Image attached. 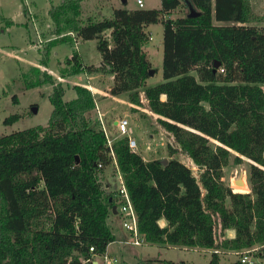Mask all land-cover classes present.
<instances>
[{"label": "trees", "instance_id": "16d2710c", "mask_svg": "<svg viewBox=\"0 0 264 264\" xmlns=\"http://www.w3.org/2000/svg\"><path fill=\"white\" fill-rule=\"evenodd\" d=\"M81 1L62 0L50 8L54 33L96 38L100 65L83 66L73 51L62 75L107 72L109 93L127 94L135 105L143 89L159 125L197 174L173 156L177 148L171 144L163 164L160 158L145 160L121 136L112 142L113 158L99 122L89 117L91 91L74 84L75 96L64 99L61 82L32 66L35 78L28 87L51 84L52 109L45 125L0 135V264H89L91 255L105 254L115 240L106 217L117 197L98 176L114 159L145 241L212 249L206 264H219L220 248L241 251L264 244V25L256 24L249 0H161L158 9L117 7L109 18L84 22L78 18ZM185 1L197 15L166 16L187 6ZM157 22L163 26L162 80L148 85L146 28ZM185 25L190 30L175 29ZM66 35L38 49L39 64L46 66L50 48ZM12 100L17 102L16 96ZM18 118L14 113L3 122ZM232 151L233 163L248 159L249 191L233 190L222 179ZM228 228L234 229L230 238ZM229 264L242 263L237 258Z\"/></svg>", "mask_w": 264, "mask_h": 264}, {"label": "rangeland", "instance_id": "374dc122", "mask_svg": "<svg viewBox=\"0 0 264 264\" xmlns=\"http://www.w3.org/2000/svg\"><path fill=\"white\" fill-rule=\"evenodd\" d=\"M61 1L0 0V135L38 124H46L52 109L48 97L52 85L45 83L28 87L27 84L28 80L35 78L31 70L32 66H38L40 70L45 69L55 82H61L65 90L64 99H71L75 96L74 84L87 87L94 99V107L90 110L89 117L91 121L97 120L99 127L102 130L104 127L109 137L113 139L121 137L112 121L114 118L117 120L120 117H125L129 120L128 134H131L136 140L135 151L144 159L166 158L169 156L167 145L171 144L177 148V152L173 156L190 166L192 171L197 174L196 166L179 149L173 136L159 125L156 119L157 115L149 109L143 89H138L140 103L135 105L128 101L127 94H120L115 97L114 95L110 97L106 95L110 94L109 88L112 83L111 74L107 72L97 70L88 73L83 70L74 74L62 75L63 69V71H68L70 68L64 61L65 57L70 56L73 51L78 52L83 66H98L101 57L96 47V38L83 40L68 30L55 35V26L50 18L49 10ZM142 2L144 8L158 9L161 7V0H142ZM249 2L252 13L258 18L256 24L258 26L264 25V0H249ZM23 7L26 11H23ZM117 7L132 9L138 5L136 0H82L78 18L81 22L88 18H109L112 15V10ZM186 12H188V8L182 4L166 16L174 19ZM215 23L218 22L215 21ZM146 30L151 38L147 40L144 48L148 52L152 69L156 70L147 78L146 84L152 85L162 80L163 26L161 22H157L147 26ZM63 34H67L69 37L50 48L46 66L39 64L41 54L38 49L42 48L47 40L58 38ZM104 34L108 36V31ZM262 86L264 87V85ZM13 96H16L17 102L12 100ZM33 106L37 108L36 111L32 110ZM106 108L115 113L110 117L107 116L109 114L107 112L103 115L102 109L105 110ZM14 113L19 114L16 121L10 124L3 122L5 117ZM101 117H103V121ZM235 155L236 153L232 151L229 163L223 167L222 179L233 190L249 191L248 159L241 157L242 162L235 164L232 162ZM115 160L106 166L98 176L103 186L107 183L109 188H114L112 193H116L114 191L118 186ZM240 173H243L247 183L246 187L232 182ZM119 201L117 197L116 205L120 203ZM109 213L106 223L112 226V228L110 227L111 230L117 234L126 233L128 235L129 233L127 238L132 240L133 236H130V231L122 224L123 215L114 214L112 210ZM229 234L233 236L234 229H226V236L231 237ZM139 236L138 234V239H140ZM118 237L120 240L123 239L121 236ZM120 240L112 241L108 246V256L115 259V264H166L160 261L163 259H171L175 264H206L212 252V249H200L198 247V249L186 246L185 249L163 247L158 244L147 243L145 240H141L138 245H133ZM218 254L219 264H229L240 256L237 251L225 248L218 249ZM94 258H96V254L91 255V260ZM99 261V264H107L104 256H101Z\"/></svg>", "mask_w": 264, "mask_h": 264}, {"label": "built area", "instance_id": "2783aa9c", "mask_svg": "<svg viewBox=\"0 0 264 264\" xmlns=\"http://www.w3.org/2000/svg\"><path fill=\"white\" fill-rule=\"evenodd\" d=\"M138 7L143 6L142 0H136ZM151 38V36H150ZM223 68L219 67L218 71L223 72ZM128 124L129 120L125 117H120L116 120L115 127L118 131V134L121 136H127L128 137V146L132 149H136V140L131 137L128 134ZM103 132L106 137V143L108 145V148L110 150V154L114 158V153L112 150V142L113 138L109 137L106 129L103 127ZM115 167L117 168V164H115ZM117 177H118V186L117 189H115L116 197L119 198V204L116 205L117 211L123 215V226L133 234L134 238L131 240L134 244H140L141 241L138 239V229H137V223H136V214L134 211V207L132 205V202L130 200L127 188L125 186L123 177L121 173L117 169ZM93 247H89V251H93ZM264 250V244L260 245H254L252 247L246 248L241 251H237L239 253V260L242 264H264V259L260 257V252ZM104 259L107 264H115V259L110 258L107 254L104 255Z\"/></svg>", "mask_w": 264, "mask_h": 264}, {"label": "crops", "instance_id": "0c3cea01", "mask_svg": "<svg viewBox=\"0 0 264 264\" xmlns=\"http://www.w3.org/2000/svg\"><path fill=\"white\" fill-rule=\"evenodd\" d=\"M175 29L177 30V31H185V30H190V26H175ZM148 53V52H147ZM110 78H112V75H110ZM106 95H108L109 97L110 96H112V95H110V94H106ZM116 95H114V97H115ZM101 107H102V104H101ZM101 110V109H100ZM109 113L107 116H112V114H114L115 112H112L111 110H108L107 108L105 109V110H103L102 109V113H103V115L105 114V113ZM153 113V112H152ZM106 116V115H105ZM104 117V116H103ZM103 117H101L102 118V121H103ZM115 123H116V118H114L113 119V121H112V124H114L115 125ZM167 132V131H166ZM167 133H169V132H167ZM131 137H132V135L131 134H129ZM172 136V135H171ZM170 156H166V158H169ZM153 159V158H152ZM146 160V159H145ZM147 160H149V159H147ZM105 188L106 189H108V191L109 190H113L114 188H109L108 187V184L107 183H105ZM114 214H119V212L117 211V209H116V212H113ZM113 214V215H114ZM109 215H110V213H108L107 214V217H106V219H108V217H109ZM111 222V221H110ZM112 223H113V221H112ZM159 224L160 225H164L165 224V220L164 219H160L159 220ZM108 225H110V224H108ZM109 227H111L112 228V226L110 225ZM113 232V231H112ZM114 233V235H115V240L114 241H118V240H120V238L118 237V236H121V237H123V239H121L120 241H126V242H129V243H131V244H133V245H138V244H134V243H132L131 242V239L130 238H127L128 236H129V233H128V235L126 234V233H119V234H117V233H115V232H113ZM228 234V233H227ZM133 236V234H131V232H130V236ZM140 235V234H139ZM229 235H231V237H232V234H229ZM225 237H227L226 236V230H225ZM133 238H134V236H133ZM139 240L141 241V240H144V238L142 237V235H140L139 236ZM230 238V237H229ZM130 239V240H129ZM146 242V241H145ZM148 243V242H147ZM109 244H110V242L107 244V247H106V250H105V254H107L108 255V246H109ZM152 244V243H151ZM159 245V244H158ZM161 246H163V247H177V248H182V249H185L186 247L185 246H172V245H161ZM195 249H198L197 247H194ZM201 249V248H200ZM105 254H103V255H96V258H94V259H92L91 260V263L92 264H99V258L101 257V256H104ZM110 255V254H109Z\"/></svg>", "mask_w": 264, "mask_h": 264}, {"label": "water", "instance_id": "95a60500", "mask_svg": "<svg viewBox=\"0 0 264 264\" xmlns=\"http://www.w3.org/2000/svg\"><path fill=\"white\" fill-rule=\"evenodd\" d=\"M125 1V0H123ZM186 4H187V8H188V13L187 15L188 16H195L198 14V12L195 10V8L192 6V4L189 2V1H185ZM219 63L218 62H215L214 65H213V70L215 71V69L218 67ZM154 70L153 69H150L149 70V74H153ZM32 110L33 111H36L37 108L35 106L32 107ZM76 161H78V157L76 156ZM160 161L165 164L166 161H167V158H160ZM234 181V184H237V185H240V186H244L245 187L247 186V183H246V180L244 179L243 177V173H240L235 179L232 180V182ZM233 184V183H232ZM112 211L113 212H116V205H113L112 206Z\"/></svg>", "mask_w": 264, "mask_h": 264}]
</instances>
